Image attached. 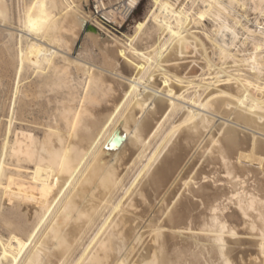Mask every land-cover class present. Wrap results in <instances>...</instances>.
Masks as SVG:
<instances>
[{
    "label": "bare ground",
    "instance_id": "1",
    "mask_svg": "<svg viewBox=\"0 0 264 264\" xmlns=\"http://www.w3.org/2000/svg\"><path fill=\"white\" fill-rule=\"evenodd\" d=\"M82 1L28 0L16 27L0 1L7 50L17 31L0 141V264H264V0H150L132 33L92 18L71 58L89 15ZM183 47L202 52L205 73L186 71ZM208 49L229 65L213 68ZM29 68L39 80L20 89ZM47 87L66 93L37 136L23 112ZM142 157L123 187L122 171Z\"/></svg>",
    "mask_w": 264,
    "mask_h": 264
},
{
    "label": "rangeland",
    "instance_id": "2",
    "mask_svg": "<svg viewBox=\"0 0 264 264\" xmlns=\"http://www.w3.org/2000/svg\"><path fill=\"white\" fill-rule=\"evenodd\" d=\"M1 2H3V3H5V4H8V9H7V13L9 14V17L11 18V21L13 22V26L14 27H16L17 26V22H16V15H17V11L19 10V8H22V6H23V3L24 2H27L28 0H0ZM83 1H85V0H83ZM82 1V10L85 12H89V15L88 16H85V18H86V21H85V24H84V26H83V28L81 29V31L79 32V34H78V37L76 38V40H75V44L72 46V48L68 51V54L70 55V57L72 56V57H77L78 56V54H79V52L81 51V50H84L83 48H85V45H87L88 44V39L86 38V33H87V30H88V27L92 24V23H95L94 22V20L92 19L93 17L91 16V14H90V11H91V6H92V0H87L86 2H83ZM116 1L117 0H106V3H107V6H108V8H111L115 3H116ZM149 1L150 0H141L140 1V3H139V5L137 6V8L134 10V12L128 17V19L126 20V21H124L123 23H122V21H123V19H124V16H123V18H121V19H119V20H117V22H116V24H111V25H105L106 27H108V29L110 30V31H112V32H116L117 34L119 33H124V34H128V33H132V30H133V26H134V24H135V21L136 20H139V19H141L142 18V16L144 15V13H145V11H146V9H147V7H148V5H149ZM172 1H175V2H178V3H180V4H183V5H185L186 7H189L190 6V4H191V0H172ZM195 1V6L194 7H196V6H200V4H201V2L199 1V0H194ZM114 3V4H113ZM199 5H198V4ZM111 4V5H110ZM249 16H247L250 20H253V17H254V14L252 13V12H250L249 14H248ZM119 21V22H118ZM115 22V21H114ZM206 23H204V25H205V27L207 28V29H210L211 28V22L209 21V23H208V20H206L205 21ZM1 25V24H0ZM192 25V23L191 24H189V26H191ZM199 27H201L202 28V26H199ZM3 26H0V33L3 31ZM193 28H194V25H193ZM201 28H198V29H201ZM15 35V36H14ZM17 31L15 32L14 31V34H13V42H12V45H11V49H9V50H7V48L4 46V45H2L1 43H2V41H1V38H0V51L1 50H3L2 52H4V55H5V57L6 58H11L13 61H15L14 62V64H13V66H11V63H13L12 62V60L10 59L9 61H7L8 59H6L5 57H4V55H3V53H0L1 55H0V116H1V118H0V141H1V138L3 137V134H4V129H5V125H6V121H7V119H8V116L7 115H9L10 113V105H11V100L13 99V91H14V88H15V85H16V82H17V74L15 73V70H16V67H17V63H16V57H15V54H16V48L14 49V43L16 42V38H17ZM101 35H102V38H106V34H104V33H102L101 32ZM15 38V39H14ZM108 38V37H107ZM110 39V38H109ZM15 40V41H14ZM16 46V45H15ZM2 47H4L3 49H2ZM14 49V50H13ZM72 50V51H71ZM254 50H251V52H253ZM7 52V53H6ZM11 52L13 53L12 54V56H11ZM6 53V54H5ZM181 53H182V55H185L186 57H180V59L182 60V61H186V63H188L189 64V66H188V68H186V71H190L191 73H193V74H195V75H201V74H203V73H205L206 71H207V66H206V63H205V60H204V56H202L203 54H202V52H200V51H197V50H195L194 48H192V47H188V48H181ZM201 53V54H200ZM206 54H207V56L209 57V63L212 65V67L213 68H215L216 70L217 69H223V67H225V66H228L229 64H222V62L218 59V57H217V55L216 54H213L212 53V49H208L207 51H206ZM14 55V56H13ZM3 56V57H2ZM14 57V58H13ZM71 57V58H72ZM2 58V59H1ZM5 58V60L7 61V63H5V61H4V63H5V67L4 68H2L4 65H3V59ZM1 61H2V63H1ZM11 61V62H10ZM195 63V64H194ZM194 64V65H193ZM8 65V66H7ZM15 66V67H14ZM212 68V69H213ZM31 68H29V69H26L25 71L26 72H21L22 74L20 75V82H19V86H20V89H22V88H24L25 86H27V85H29V83L30 82H32L33 83V79H34V82H37L38 80H39V77H38V74L32 69V70H30ZM34 71V72H33ZM45 73H46V71H44ZM73 74H75V72L73 71ZM75 76V75H74ZM38 79V80H37ZM46 89V90H45ZM55 89V90H54ZM57 87L56 88H49V87H47V88H44V89H42V91L41 92H43V95H42V93H40L38 96V98H37V96H35V97H33L32 99H31V101H30V99L29 100H27V102H28V107L27 108H29L28 110H24V112H23V114H24V118L25 119H27V122L25 121L24 123H27V125H29V128H32L31 130H33V129H35V130H33L32 132L33 133H37L36 135L37 136H41V133H40V131H39V126H41L40 124H44V122H47L48 120H49V118H47V114H51L52 112H54V110L52 111V109H54V105H55V107H58L59 105H60V102L62 101V99L64 98V96H65V93H66V89H62V88H58L57 90ZM52 92H51V91ZM55 91V92H54ZM58 93H57V92ZM49 92V93H48ZM61 92V93H60ZM63 92H65V93H63ZM45 93V94H44ZM51 93V94H50ZM55 94L53 97H52V95L53 94ZM60 93V94H59ZM56 94H57V96H56ZM63 96H62V95ZM61 95V96H60ZM19 96V95H18ZM18 96L16 95V102H15V105H14V111H15V114H14V117H18V115H19V112H18ZM41 96H43V97H41ZM49 97V98H48ZM186 97H187V95H186ZM37 100H36V99ZM47 98V99H46ZM53 99V101L54 100H56V102L54 101V103H52L53 101H52V99ZM43 99H45V101L43 100ZM39 100H42L41 102L39 101ZM60 101V102H59ZM33 104V106H31L32 104ZM38 102V103H37ZM46 102H47V105H46ZM58 102V103H57ZM42 103H44L46 106H44V104H42ZM29 104H31V105H29ZM42 104V105H41ZM51 104L53 105V106H51ZM59 104V105H58ZM16 105H17V107H16ZM9 106V107H8ZM35 106V107H34ZM40 108V110L37 108ZM50 108H49V107ZM16 107V108H15ZM34 107V108H33ZM51 107H52V109H51ZM34 109V111H33V109ZM42 108V109H41ZM46 108V109H45ZM35 109H37V111L35 110ZM45 110V111H44ZM42 111V112H41ZM52 111V112H51ZM16 112H18V113H16ZM29 112H31V113H29ZM38 113V114H37ZM2 114V115H1ZM32 115L33 117L32 118H30L31 116L30 115ZM41 114V115H40ZM46 114V115H45ZM49 114V115H50ZM29 115V116H28ZM39 115V116H38ZM26 116V117H25ZM27 116H28V118H27ZM37 116V118L35 119L34 117H36ZM42 118V119H41ZM33 121H32V120ZM35 119V120H34ZM38 119L40 120V122L38 121ZM172 119L173 118H171V120L170 121H172ZM6 120V121H5ZM37 120V121H36ZM44 120V121H43ZM45 120H47V121H45ZM14 121V120H13ZM29 121H31V122H29ZM36 121V122H35ZM169 121V122H170ZM16 122V120L14 121V124L15 125H17V122ZM37 124V125H35V123ZM43 122V123H42ZM169 122H167V123H169ZM23 123V124H24ZM31 123H33V124H31ZM165 124L164 125V127H163V129L165 130L166 128H167V126H168V124ZM4 126V127H3ZM162 129V130H163ZM35 131V132H34ZM39 131V132H38ZM40 134V135H39ZM155 141V142H154ZM158 141H159V139H158V137L157 138H155V139H153V141H151V145L149 146V148L147 149V151H146V154L148 155V153H149V151H151L153 148H154V146H155V144H157L158 143ZM152 142H153V144H152ZM153 146V147H152ZM149 150V151H148ZM144 160H145V157H142V158H140L139 160L137 159L132 165H130L128 168H126V170L124 169L123 171H122V183H123V187H127L129 184H130V182L133 180V177H135V175L137 174L136 172H138V170L140 169V165H142V163L144 162ZM135 165V166H134ZM121 194V192L119 191L117 194H116V196H118V195H120ZM5 203L7 204V202L5 201ZM5 203H4V205L3 206H1L0 208V211H5L7 208H8V206L7 205H5ZM6 206V207H5ZM5 208V209H4ZM104 213H106V209L104 210ZM26 215H27V217H26ZM22 217H24V218H21V219H23V221L26 223L25 225L27 226V227H30V225H31V223H32V218L29 216V214H24V216H22ZM26 217V218H25ZM29 218V219H28ZM26 219V220H25ZM101 218H99V217H97L96 219H95V222H94V225L92 226V228L90 229V230H88L86 233H85V235L83 234L82 235V239H80L79 240V243H80V245H79V248L77 247V250H76V252H74V255L73 256H75V254H77L80 250L79 249H81L82 248V246L83 245H85L86 243H87V241H88V239H89V237L92 235V233L94 232V230H95V227H96V225L98 224V222H99V220H100ZM31 221V222H29V221ZM28 222V223H27ZM1 229H0V234L2 235V236H6V234H7V231L4 229H2V227H0ZM4 236V237H5ZM82 240V241H81ZM87 240V241H86ZM83 242V243H82ZM83 245H82V244ZM79 250V251H78ZM73 256H72V258H73Z\"/></svg>",
    "mask_w": 264,
    "mask_h": 264
},
{
    "label": "built area",
    "instance_id": "3",
    "mask_svg": "<svg viewBox=\"0 0 264 264\" xmlns=\"http://www.w3.org/2000/svg\"><path fill=\"white\" fill-rule=\"evenodd\" d=\"M140 1L141 0H139V3ZM139 3L131 8L129 7L128 0H117L111 8H108L106 0H92L90 14L93 19L98 20L103 25L116 24L111 18L114 17L119 20L121 19V15H123V23L134 12ZM109 11H111V13H109Z\"/></svg>",
    "mask_w": 264,
    "mask_h": 264
}]
</instances>
